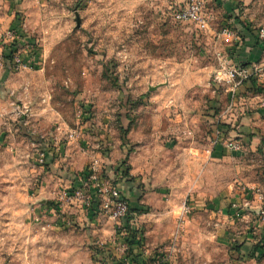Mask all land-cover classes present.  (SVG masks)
Listing matches in <instances>:
<instances>
[{
    "label": "rangeland",
    "instance_id": "rangeland-1",
    "mask_svg": "<svg viewBox=\"0 0 264 264\" xmlns=\"http://www.w3.org/2000/svg\"><path fill=\"white\" fill-rule=\"evenodd\" d=\"M206 2L208 33L173 21L176 0H0V28L19 31L28 64L0 70V264H264L252 252L264 237V122L229 127L241 150L212 161L221 123L206 116L216 95L231 104L217 53L237 46L216 34L264 28V0ZM110 152L114 172L137 181L122 192L141 262L125 258L104 199L90 221L68 200L92 157Z\"/></svg>",
    "mask_w": 264,
    "mask_h": 264
},
{
    "label": "built area",
    "instance_id": "built-area-1",
    "mask_svg": "<svg viewBox=\"0 0 264 264\" xmlns=\"http://www.w3.org/2000/svg\"><path fill=\"white\" fill-rule=\"evenodd\" d=\"M176 1V8L173 9L172 12L173 21L178 24L193 25L200 32L208 33L211 29L213 18L207 12L206 0ZM18 37L17 32L0 28V70L13 71L28 67L25 57L22 56L17 46ZM258 38L264 40V28L258 29ZM215 39L217 44L225 43L231 46L240 45L242 41L240 33L228 26L222 28L219 33L216 34ZM217 59L220 62L222 71L221 74L216 77V81L219 84H233L229 90L230 94L235 96L238 91L245 89L246 85H249L251 80L256 81L257 84L263 85L260 79L264 76V73L262 75H258L257 73L259 70L264 72V65L262 63L251 64L250 70V68H246L243 65L235 64L234 58L228 53L224 54L218 52ZM259 96H263L259 100L260 105L264 108V94H259ZM69 139L72 140L73 136H70ZM213 139V147L222 146L231 152H238L241 150V145L232 140H228L219 127L216 129ZM46 160L47 157L43 151L38 156V163L44 165ZM102 175V170L98 161L92 162L86 173L82 176L81 188H74V194L69 196L68 200L79 201L84 204L83 207L89 208L90 211L93 209L94 205L98 206V204L101 203L98 199L101 197L104 199L106 212H110L111 218L122 228L123 221L129 213L128 202L122 196L119 185L107 183ZM97 200H99V202ZM233 208L237 209V206L233 205ZM261 214L264 216V208ZM121 228H119V230ZM123 249L128 252V247L126 245Z\"/></svg>",
    "mask_w": 264,
    "mask_h": 264
},
{
    "label": "crops",
    "instance_id": "crops-1",
    "mask_svg": "<svg viewBox=\"0 0 264 264\" xmlns=\"http://www.w3.org/2000/svg\"><path fill=\"white\" fill-rule=\"evenodd\" d=\"M217 1V0H216ZM220 3V0H218ZM208 12V10H207ZM209 13V12H208ZM212 16L211 13H209ZM214 20V19H213ZM238 23V22H237ZM236 30L240 33L241 36V44L240 45H235L237 47L233 48V50H231V52L234 55V62L238 63L239 65H243L244 67H246L247 64L251 65L253 63H260V61L264 62V40H261L258 38V32H256L253 28L245 25V26H240V25H236L235 26ZM233 27V29H235ZM246 64V65H244ZM231 101V104H228V106H224L223 107V97H219V95H216L214 98V101L211 103V110L210 112L206 113V116H208L209 118H216L217 122L219 121L221 123V129L225 130V131H229V127H231L230 129L232 130L233 127L238 126L241 128L243 127V132H245L246 130L248 131V133H253L250 129L253 126H256L262 122H264V108L260 105V100L262 97L259 95H253L251 92L247 91V89H242L240 91L237 92V94L234 96L233 94H230L229 92H227L226 94ZM216 101L219 102L216 103ZM216 106L220 107V112H218V115L212 116V114L215 112L213 109H215ZM242 113V114H240ZM238 115H241V117L239 119H237ZM218 122V124H219ZM219 127V126H217ZM231 132L228 134H225L227 137L231 136ZM243 136V135H242ZM241 136V137H242ZM243 139L246 140V142H252L251 136L247 139L244 138ZM230 140V139H228ZM109 147H111V145H109ZM86 148V144H84L81 148V150L83 152H86L84 149ZM226 149L222 146H218V147H213V150L210 153V160H218L221 159L222 156L225 155ZM112 151V150H111ZM112 152H110L109 154L107 153L106 155H104V157H100V156H96V157H92L89 166L92 164V162L94 161H98L101 170L104 169V175L103 177L107 179L108 178H113V174L115 175V178L118 177L117 180H119L120 185V191L122 193V196L127 200V201H131L129 200L126 192H122L123 190H125L126 188H123L122 185L125 186V182H130L129 184H126V186H130V190H131V195H134V193L136 192V180H132L130 177H133L134 172H127L128 176L126 174H122L126 172V168L125 166H118L117 170L114 169V166H116V162L113 160L112 158ZM234 154H236V152H233ZM69 156V154H68ZM70 157V156H69ZM111 159V160H110ZM106 169V170H105ZM103 174V172H102ZM81 175V174H80ZM69 176H71V170H69ZM79 176V174L77 175ZM107 176V177H106ZM117 176V177H116ZM123 183V184H122ZM127 191V190H126ZM131 202H129L130 204ZM132 206V204H130ZM218 205V206H217ZM97 207L96 205H94L93 209L88 211L87 213V220H93V218L95 217V214L98 213L97 211ZM211 208H213L215 211L216 209H218L220 212H222L223 214H225L226 216H230L233 217V215H236V213L238 212V210H235L233 208V205L231 204L228 209L229 210H223L219 208V204L218 203H214L211 205ZM238 208V207H237ZM216 212V211H215ZM264 234V233H262ZM249 244H247L244 248H242L239 253H243L244 251H249L250 249L247 248ZM255 246V244H253ZM253 247V246H252ZM260 254V253H259Z\"/></svg>",
    "mask_w": 264,
    "mask_h": 264
},
{
    "label": "trees",
    "instance_id": "trees-1",
    "mask_svg": "<svg viewBox=\"0 0 264 264\" xmlns=\"http://www.w3.org/2000/svg\"><path fill=\"white\" fill-rule=\"evenodd\" d=\"M20 25H22V24L20 23ZM12 30L17 32V34L19 32L15 28H13ZM246 66H249V64H247ZM245 89H247V91H249V92H251L252 94H255V95L264 94V85L257 84V82L254 81V80H251L249 82V85H246ZM216 103H218V101H216ZM219 109H220V107L216 106L215 109H213L215 112L212 114V116H215L216 113L218 111H220ZM221 126H219V128ZM220 130L223 133H227V131L222 130L221 128H220ZM123 174H126L128 176L127 171L125 173H123ZM128 205H129V213H128V215H130V214L132 215V213L134 212L133 207L129 204V202H128ZM131 219L132 218H130V216L126 217V219L123 221L122 228L117 231V234H120V235L121 234H126V236L124 238V243L127 244V247H128V252L127 253H128V255L125 258H127V261L133 259V262L137 263V261L141 262L142 259H143V254L141 253L140 248L144 244V238L142 237V235H140V231L139 230H136V229H134L133 227L130 226ZM237 249H238V247H237ZM252 249H253L252 252H257V253H260V255H263L264 254V237H263V241L261 242V244L260 245L259 244L255 245L254 247H252ZM128 258H129V260H128ZM118 264H121V263L118 262ZM141 264H144V263L141 262Z\"/></svg>",
    "mask_w": 264,
    "mask_h": 264
},
{
    "label": "water",
    "instance_id": "water-1",
    "mask_svg": "<svg viewBox=\"0 0 264 264\" xmlns=\"http://www.w3.org/2000/svg\"><path fill=\"white\" fill-rule=\"evenodd\" d=\"M78 27H80V24H79V22H78ZM155 90V89H154ZM151 91H153V89H151Z\"/></svg>",
    "mask_w": 264,
    "mask_h": 264
}]
</instances>
